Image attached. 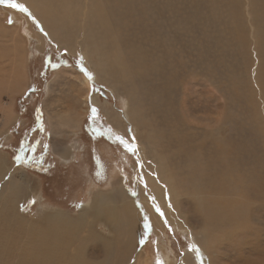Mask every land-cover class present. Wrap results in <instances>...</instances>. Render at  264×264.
I'll return each mask as SVG.
<instances>
[{
    "label": "rangeland",
    "instance_id": "obj_1",
    "mask_svg": "<svg viewBox=\"0 0 264 264\" xmlns=\"http://www.w3.org/2000/svg\"><path fill=\"white\" fill-rule=\"evenodd\" d=\"M68 1L74 20L87 26L80 32L74 23L77 36L70 35L63 21L51 25L56 18L46 26L26 0H0V158L11 173L2 178L0 172V235L8 228H27L18 243L45 228L36 250L49 243L47 250L53 244L47 220L75 222L84 205L99 196L101 221L76 230L82 231L77 246L86 240L82 237L88 228L94 230L95 238L86 246L96 247L89 248L87 263L108 264L112 253L118 255L131 229L127 212L132 208L137 217L135 251L125 264H137L141 257L144 264H247L246 259L264 264V204L251 201L257 208L248 209L241 219L257 230L243 241L245 246L239 234L221 240L219 233L204 242L208 237L201 233L212 226L196 207L204 204L206 193L213 199L207 180L216 172L204 162L209 142L215 150L222 140L232 150L216 168L224 172L216 180L231 189L238 187V175L250 176L256 164L264 168V32L258 50L250 22L251 3L256 7L264 0H216L210 6L205 0H106L112 18L105 20L89 8L92 0ZM103 24H110L108 30ZM62 30L69 38H63ZM111 31L129 57V74L111 62L113 51L103 70L94 68L99 57L86 62L84 51H77L81 45L88 51L95 38ZM101 119L115 135L107 143L90 138V127H100ZM193 141L198 147L192 158ZM28 152L37 157L27 163L31 167L23 162ZM92 152L104 165L98 176L87 160ZM180 152H186L188 160ZM37 169H51V178L46 182ZM167 171L175 179L174 193L166 188ZM29 183L34 194L28 190L12 208L7 189L12 184L28 189ZM113 211L115 218H109ZM226 229H231L228 221ZM258 245L259 255L249 247ZM20 247L27 250L29 245L20 242ZM1 256L0 264H14Z\"/></svg>",
    "mask_w": 264,
    "mask_h": 264
},
{
    "label": "bare ground",
    "instance_id": "obj_2",
    "mask_svg": "<svg viewBox=\"0 0 264 264\" xmlns=\"http://www.w3.org/2000/svg\"><path fill=\"white\" fill-rule=\"evenodd\" d=\"M21 1H24V0H21ZM26 1H27L28 5H30V8L33 10L32 13H34L38 17L37 19L40 18L41 19L40 21H43V23L46 26H49V24L51 22L49 19H55L56 18L55 21H53L51 23V25H54L55 23H57L59 21H63L65 26H66V28L69 29L70 35H72V36H75V35L77 36L79 34V33L74 34L72 32L73 29L75 28V24L80 26V29H79L80 32L87 28V26L84 23L74 20L75 18H73V14L70 13L71 10L69 11V7H71L72 5H70V2L68 0H26ZM197 1H199V0H197ZM205 1L207 2L208 6H210L212 2L214 4L218 3L216 0H205ZM263 2H261V4L256 5V7L254 6L253 3H251V5L254 7V9H252V11H251L252 12V17L250 15V17H251L250 22H251V25L254 27L253 28V32L254 33L252 32V34H253L254 39L257 40V42H255V45L257 43L256 46H257L258 50H260V47H261V45H260L261 42L259 43L258 39L260 38V35L264 32V25H262V23L264 22V18L262 20V17H261L262 21L259 20V18H260L259 17L260 16V9L264 8V4H262ZM106 6H107L106 5V0H92L91 5H90L89 8L91 9L92 12L93 11H97L98 12L97 16H101L102 19L105 20L106 19L105 17H111V14L107 11V7ZM87 7H85V9ZM75 8L77 9V7H75ZM88 11H89V9H88ZM123 12H124V10H123ZM263 14H264V9H263ZM57 18H59L60 20H58ZM192 21L196 22L195 17L192 18ZM184 25L187 26V24H185V23H184ZM194 25L196 26L195 23H194ZM194 25H193V27H194ZM100 26L102 28H104V30H108V28L110 27V24H103V25H100ZM189 31H191V29ZM60 34H62L63 38H69V36L65 32H63V30H62V32ZM255 34H257V39L255 38ZM115 36H116L115 35V31H111V33L108 32L107 35H104V36H102L99 39L95 38L96 40H93L94 41V43H93L94 46L89 44L88 49L89 48L90 49L89 50L87 49L88 51H86L84 48L82 50V45L79 48L80 50L77 49V51H79V52L84 51L81 55H82V57H84L86 62L87 61H91V59H93V57H95V56H97V58L99 57V63L95 64V66H94L95 69H99V70H103L101 67H103L106 64H108V56H110V51H113L111 53L113 55H112V57H110L111 62H113L116 65V67H119L121 69V72H122L123 75L129 74L131 72L130 71L131 70L130 69L131 65L129 66V62H128V58L129 57H128V55H125L123 53L122 48L120 49L119 42H117ZM81 38H82V36H81ZM263 39H264V37H263ZM57 40H59V39H57ZM89 43H91V42H89ZM85 44H88V39L87 38L85 40ZM256 46H255V48H256ZM127 50L132 51V47H129ZM125 51H126V49H125ZM159 57H160V55H159ZM139 61L140 60H138L137 62H139ZM110 65H112V64H110ZM134 67H135L134 69H136V71H139L141 66L138 65L137 67L136 66H134ZM144 67H145V65H144ZM0 70H2L1 67H0ZM82 84L83 85L85 84L86 89L88 91V87H89L88 79H84ZM166 109L168 110V108H166ZM167 110H165V111H167ZM167 117H169V116H167ZM171 124L172 123L170 122V125ZM173 128H175V127H173ZM213 132H214V130H213ZM175 137H176V135H175ZM170 138H171V136H170ZM220 145H221L220 147H217V149L215 148V150H214V148L212 147L213 144L211 142H209V144L206 145V147H205V150L208 151V155L207 154L204 155V162L208 163L207 165L210 167L211 171L212 172L214 171L216 173H215L214 176H209L208 175V180H207L209 182L208 185H207V189H208V192L213 196V199L208 195V193H206L204 195V197L200 196V197H202L204 204H202L201 206L195 204L196 207H198L200 209L198 213L200 214V217L202 218V220H204V222H205V217H206L208 224H210L212 226L211 229L209 228L210 231L209 230L208 231L204 230L203 232L201 231L202 232L201 234L203 236L206 235L205 237H208V238L204 239V242H206V243L211 240L210 237L212 235H217L219 233H222V235H223L221 240L222 239L226 240L227 237H229V238L232 237L231 239H233L237 234H239L240 235L239 238H238L239 239V243H241L242 245L245 246V242H243V241L247 240L250 237V235H252V234L255 235L257 233V230H254V228H250V227L247 228L248 226H245L241 222V219H242L243 215L245 214V212H247L248 209L253 208V207L257 208L256 206L250 204L251 201H255L254 204H257V203L264 204V172L262 171V170H264V168H262L263 164H261V165L260 164L259 165L256 164L257 166L253 167V172L250 174V176H240V175H238L237 176V181H238L239 185H238V187L235 190L233 188L232 189L229 188L228 185H224L222 183H219L216 180V178L224 175V172H222L223 169H218V170L216 169L217 166L219 165V159H222L226 154H229V153L232 152L231 148L226 146L225 142H223L222 140L220 142ZM178 147H179V145H178ZM197 147H198V143L197 142L196 143L195 142L191 143L190 146H189L190 151L191 150L194 151V153H192V155H191L192 158H193V156L196 155L195 152L197 150ZM180 153H181L183 158H185L187 156L186 152H184V153L180 152ZM209 155H210V157H209ZM187 157H186V159L188 160ZM187 160H185V161H187ZM197 160H199V159H197ZM197 162H196V164H197ZM204 162H202V163H204ZM196 167H197V165H196ZM166 170H169V169H166ZM169 171H172V170H169ZM169 171L165 172V175L163 177H164V180H165L166 188L169 190L170 193H174L175 190L171 187V185L174 183L175 179L172 177V175L170 174ZM0 172H2V175H1L2 178H3V176L4 177L6 175L8 176V174L11 175L10 169L7 168L6 162L2 158H0ZM179 172H180V170H179ZM192 173L194 174L193 171L191 172V174ZM184 176H185V174H184ZM179 182H181V181H179ZM181 184H182V182H181ZM27 186H28V189L27 188H23V187H19V186L15 185V184H12L9 187V189H7V191L9 190V192H11L9 195H10L11 201L13 202L11 204L12 208H15L16 204H18L22 199L26 198L28 190H32V192L34 194V190L35 189H33L34 188V187H32L33 185L31 183H29V185L27 184ZM153 190H155L159 194V191L157 189L154 188ZM242 190H244V191H242ZM227 191H230V192H227ZM29 193H31V192L29 191ZM193 193H194V191H193ZM113 197L115 198V196H113ZM192 197H193L194 200H198L199 199V197L196 196V194L193 195ZM239 197H246V198H244V200H241ZM96 198H94V201L92 202L91 205H88V204L84 205V207H83V209L81 211V214H80L81 218L76 219L75 222H58L57 220H55V222L53 221V222L50 223V221L47 220V222H49L48 226H47V228H49V230L46 233L48 235H52V237H53V244L47 250L45 249V247L47 245H49V243H46V245L43 247L44 250H38V251L36 250V242L40 241V239H39L40 236H42V237L44 236V235H41V234H42V232L44 231L45 228L43 230L38 231L37 235H35V237L34 236L31 237V239H28V238L26 239V237H23V239L20 238L18 243H17V239L20 236L19 235L20 232L22 230H23V232H25V230L27 228H8V231H7L8 233L5 231L4 235H0V240L2 241V243L4 245L2 248H0V253H1V255H3L1 257L2 258L4 257L3 260L6 259L7 261L12 262L14 264H38L40 262L43 263V264H49L50 262H53L55 264H96V263H87L85 261L86 255L88 256V254H89V248H94L95 249V247H96V246H94V247L86 246L87 243L92 242V240L95 238L94 235H93L94 234V232H93L94 230L92 228H88L89 230L82 237V238L86 239L83 243H81L78 246H77V244H75L78 241V238L81 237V232L82 231H79V230L82 229L83 225L90 226L88 224L94 225L97 222L101 221V213H99L100 211L98 210V208L96 206L100 197L98 196ZM119 198H120V196L118 198H115V200H118ZM104 199H106V197ZM107 199L105 201H107ZM111 199H112V197H111ZM208 199H211V200H208ZM186 203L194 205L193 204L194 202L193 203L190 202L189 199L186 200ZM108 208H110V207H108ZM113 212H112L113 214H111L110 216L107 214L109 216V218L110 217L111 218L114 217L116 212L115 211H113ZM110 213H111V211H110ZM127 213H128V218L130 219V220H128V222H129V225H130L131 229L129 228L130 229L129 231L126 230L127 234L125 233L124 239H122V241H121V245H120L119 250H118V255H116L115 253L111 252L110 249H112V245L110 246L109 245V241H107L106 244L109 247V252L112 253V255H113L112 258H111V261L109 260L110 262H108V264H113V263L125 264L128 261L129 257L132 256L134 251H135V247L134 246H135V240H136V238H135L136 237L135 236L136 232H135L134 225L137 226V217H136V214L133 213L132 208L129 209V211ZM133 215L135 216V218L133 217ZM59 217L64 218V216H59ZM226 221L229 222L231 229H226L225 230V222ZM80 226H81V228H79ZM243 226H245V228H241ZM77 229H79V230L76 231ZM34 230H36V229H34ZM245 230H248V231H245ZM36 232L37 231H35L34 233L36 234ZM208 233L210 235H207ZM28 236H30V235H28ZM96 237L98 238V240L100 239V236H98V234H96ZM115 238H116V236H115ZM20 242H22V244L23 243L28 244L29 248H27V250H23L20 247ZM42 243H44V242H42ZM0 246H1V244H0ZM249 247H250V250H252V251H256L257 252V249L259 250V245L256 246V247H252V246H249ZM262 253H263V251H262ZM40 254H44V255H40ZM256 254L259 255V252H257ZM16 255H18V256L15 257ZM138 260H137L138 261L137 264H144V261H143L142 257L139 258ZM256 260L257 259H255V261L249 262L250 260L246 259L245 263H247V264H253V263L254 264H259L260 262L255 263ZM100 264H105V263L101 262ZM167 264H169L168 260H167Z\"/></svg>",
    "mask_w": 264,
    "mask_h": 264
},
{
    "label": "trees",
    "instance_id": "obj_3",
    "mask_svg": "<svg viewBox=\"0 0 264 264\" xmlns=\"http://www.w3.org/2000/svg\"><path fill=\"white\" fill-rule=\"evenodd\" d=\"M97 121L101 124V126L100 127H97V126L90 127V129H91V131H90L91 137L90 138H93L96 143H98L100 141H103V140H104L105 143L109 142L113 136L115 137V135L113 133V130L111 128L107 127V125L105 124L103 119H101L100 121L99 120H97ZM115 140L120 142V140L118 138H116ZM86 141L90 142L91 139H87ZM105 143H103V144H105ZM108 144L112 145V143H108ZM19 157H23V156L19 155ZM23 158H24L23 162L26 163L25 165L30 166V167H31V165L27 164V163H29V162L30 163H32V162L35 163V158L37 159V157H35V155L32 152H28L26 157H23ZM87 160H89V164L91 165V172L93 174H96V176H98V174H99L98 168L100 169V168L104 167V165L100 164L97 156L94 155V152H92L90 154V156L87 157ZM32 169L35 170V168H33V167H32ZM37 171H38V174L41 173L40 176H42L45 179L46 182H47V180H49V178H51L52 173H53L51 171V169L49 171L44 172V173H42V171L39 170V169H37ZM70 201H72V200H70ZM75 202H77L76 203V210H77L79 208L80 200L79 201H75ZM66 207L70 208V204L67 205Z\"/></svg>",
    "mask_w": 264,
    "mask_h": 264
},
{
    "label": "snow or ice",
    "instance_id": "obj_4",
    "mask_svg": "<svg viewBox=\"0 0 264 264\" xmlns=\"http://www.w3.org/2000/svg\"><path fill=\"white\" fill-rule=\"evenodd\" d=\"M14 7H22V6H20V5H13ZM23 10H26V9H23Z\"/></svg>",
    "mask_w": 264,
    "mask_h": 264
},
{
    "label": "flooded vegetation",
    "instance_id": "obj_5",
    "mask_svg": "<svg viewBox=\"0 0 264 264\" xmlns=\"http://www.w3.org/2000/svg\"><path fill=\"white\" fill-rule=\"evenodd\" d=\"M53 61H55V59H54ZM54 63H55V62H54Z\"/></svg>",
    "mask_w": 264,
    "mask_h": 264
}]
</instances>
